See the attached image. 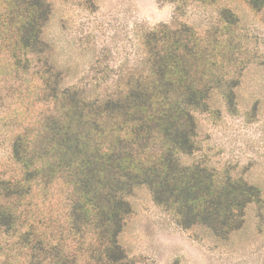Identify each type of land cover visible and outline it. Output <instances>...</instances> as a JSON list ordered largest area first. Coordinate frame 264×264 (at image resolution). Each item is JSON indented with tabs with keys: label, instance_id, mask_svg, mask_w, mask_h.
<instances>
[{
	"label": "trees",
	"instance_id": "1",
	"mask_svg": "<svg viewBox=\"0 0 264 264\" xmlns=\"http://www.w3.org/2000/svg\"><path fill=\"white\" fill-rule=\"evenodd\" d=\"M244 1L253 10L264 6ZM181 9L176 5L174 13ZM50 12L48 0H0V46L14 71L38 81L37 100L46 106L13 136L16 175H0V229L16 237L27 264H79L84 257V264H133L118 237L132 211L128 197L139 186L181 229L200 226L219 239L238 230L248 206L262 204L261 190L226 171L180 161L197 151L194 114L208 111L211 92L221 89L227 104L233 98V77L219 72L218 40L184 23L158 25L142 34L141 70L122 88L89 96L62 87L53 69L30 66L46 50L41 34ZM219 16L228 26L234 22L227 9ZM55 181L68 189L69 242L19 222L35 186Z\"/></svg>",
	"mask_w": 264,
	"mask_h": 264
},
{
	"label": "rangeland",
	"instance_id": "2",
	"mask_svg": "<svg viewBox=\"0 0 264 264\" xmlns=\"http://www.w3.org/2000/svg\"><path fill=\"white\" fill-rule=\"evenodd\" d=\"M48 1L51 12L41 34L46 50L32 56L30 66L40 72L53 69L62 87L89 96L122 88L129 74L141 70L142 34L158 25L184 23L201 37L209 33L218 40L219 72L233 77V98L227 104L221 89L211 92L208 111L194 114L197 151L180 161L226 171L257 186L262 204L248 206L242 226L219 239L200 226L181 229L139 186L128 197L132 211L118 242L133 264H264V6L253 10L244 0ZM176 5L182 7L179 15ZM222 9L232 13L233 24L222 22ZM30 75L14 71L0 46V175L5 178L16 175L9 159L14 134L46 109L37 100L39 83ZM67 194L61 181L35 186L19 222L37 223L52 239L69 242ZM69 247L79 248L74 241ZM27 262L16 237L0 229V264Z\"/></svg>",
	"mask_w": 264,
	"mask_h": 264
}]
</instances>
